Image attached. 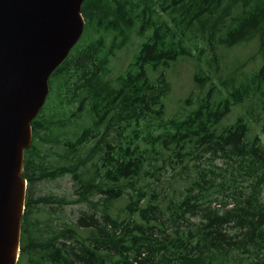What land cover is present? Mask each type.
I'll use <instances>...</instances> for the list:
<instances>
[{
  "label": "trees",
  "instance_id": "1",
  "mask_svg": "<svg viewBox=\"0 0 264 264\" xmlns=\"http://www.w3.org/2000/svg\"><path fill=\"white\" fill-rule=\"evenodd\" d=\"M156 9L167 14L173 11L172 21L183 28L181 34L170 31ZM82 13L85 30L102 31L112 43L107 47L103 38L96 39L79 50L82 37L53 73L50 94L58 88L57 102L62 98L76 102L78 110L74 112L87 111L95 122L90 130L83 128L72 138L64 136L53 141V145L65 147V154L57 165L50 166L39 164L41 124L37 119L33 121L36 139L26 151L24 177L29 181L30 193L22 221L19 264H264V144L258 134L253 135L250 120L260 119L264 110V61L250 75L221 80L222 91L210 77L197 74L200 87L210 83L208 90L197 98L191 112L162 124L159 121L164 117L167 85H156L159 79L153 82L149 75L151 70L169 67L178 57L191 55V48L183 43L184 30L194 27L199 28L200 36L219 35L213 49L232 48L257 39L264 50V0H160L154 9L144 0H85ZM133 33L143 40L133 65L112 74L110 58L131 43ZM178 38L180 42L174 41ZM216 58L219 60L217 55ZM56 83L61 85L56 87ZM246 103L251 110L248 116L222 127L233 107ZM53 111L54 107L50 113ZM110 128L115 130V136L108 141ZM98 129L104 130L88 157L72 156L90 135L98 136ZM169 152L183 162L172 176L174 184L194 190V195L188 191L181 201L135 185V181L153 175L155 170L159 172V161L167 160ZM217 152L227 158L219 159L214 168L202 172L190 168L197 156ZM101 162L107 165V179L117 185L115 190H108V202L130 195L125 208L129 218L134 216L130 224L121 230L127 224L117 218L111 223L114 229L108 232L99 226L96 231L98 221L82 213L76 219L65 218L60 231L59 218L48 208L53 203H67L68 199L35 195L32 185L36 178L28 169L54 182L69 179V173L78 178L80 169ZM237 164L246 171L250 189L236 185L242 175ZM229 174L231 181L220 179ZM92 176L89 174L86 183L79 185L80 201L88 200L93 193L106 194ZM162 179L168 181L167 176ZM130 180L133 183L123 184ZM214 186L219 187L217 195L201 204L196 194ZM231 202L235 206L227 209ZM198 213L205 219L200 217L198 223H192ZM184 214L189 216L183 218L188 227L174 226ZM170 223L173 226H168ZM228 226L240 230L236 239L227 233ZM61 238L63 241H59ZM240 252L263 255L258 261L245 262L237 260Z\"/></svg>",
  "mask_w": 264,
  "mask_h": 264
},
{
  "label": "rangeland",
  "instance_id": "2",
  "mask_svg": "<svg viewBox=\"0 0 264 264\" xmlns=\"http://www.w3.org/2000/svg\"><path fill=\"white\" fill-rule=\"evenodd\" d=\"M144 1L153 9L157 8V4L160 2V0ZM156 12L160 20L167 24L170 31H173L175 34L176 32L181 34L183 28L172 21V15L174 14L173 11L167 14L156 9ZM235 23L236 19L233 21L232 26L235 25ZM198 30L199 28L197 27H194L191 30H184L186 37L183 40V43L191 48L190 56L187 54L185 57H178L169 67L156 71L151 70L149 74L153 82H156L159 79V81L156 82V85H167L166 95L163 98L166 105L164 107V117L161 121H159L161 124L165 123L171 117H183L188 112H191V110L195 107L194 104L196 103L197 98L208 90L210 83L207 82L202 85L204 88L200 87L201 82H198L195 78L197 74L201 77H205V79L210 77L218 86V89L222 91L220 85L221 80H226L233 76L242 77L244 75H250L254 71L258 70L264 61V50L261 51V45L257 39L249 42H243L232 48L216 46L213 49L215 39L219 35L214 38H211L208 34L200 36ZM82 37L83 39L78 45L79 50L84 48L86 43L96 39L99 41L103 38L107 47H110L112 43L110 36L102 31H96L94 28L85 30L84 27ZM174 41L180 42L179 38ZM142 42V38L133 33L131 43L128 46H124L120 50L115 51V57L110 58L109 62L112 74H120L133 65V57ZM216 55L219 60L216 58ZM214 58H216V61ZM73 71H75V68ZM160 80L163 82H160ZM57 85L61 84L56 83V87ZM57 92L58 88H56L52 94H49V101L46 104L43 116L41 115L42 117L40 116L38 118V123L41 124V131L39 132L37 142L38 153L41 155V157L38 158L39 162H41L39 163L40 165L48 164L50 166H55L58 164V161H61V156L65 154V147L63 145L55 146L52 144L53 141L56 139L61 140L64 136L72 138L76 133H80L83 128H88L90 130L95 122L92 115L87 111L84 112L81 110L79 113L74 112L78 110V104L76 102H71L66 98H62L60 102H57ZM199 101L200 100H198V103L200 104ZM73 103H76V105H73ZM249 105V103H246L244 105L234 106L229 116L224 120L222 127L233 124L242 116H248V113L251 111ZM53 107L54 111L50 113ZM261 113L262 115L260 116V119L257 117H250V120L253 135L258 134L264 144V110ZM155 125H157V123ZM103 130L104 129H98L96 131L98 136H93L95 133L90 135L85 144L82 143L77 146L79 152L71 155L79 159L88 157L90 150L99 140L100 134ZM110 130L111 135L108 136V141H111L115 136V130L113 128H110ZM128 136L130 139V134ZM254 139L255 138H252V140ZM73 145H76V142L71 144L69 149H72ZM167 156V160L159 161V172L155 170L153 175H147L145 178L135 181V185L149 190L155 189V191L162 194V196L167 198L169 197L175 201H181L188 191L194 195L193 189L179 187L174 184V178H172V176H174L176 170L182 167L183 162H181V157H177L174 152H169V155ZM197 157L199 158L194 159L190 164V168L196 172H202L203 170L211 167L214 168L219 159L227 158L222 154V152H217L216 154H203ZM233 160L237 159L234 158ZM219 163L222 164V162ZM105 167H107V165H102L101 162L100 164L80 169L77 174L78 178H76L74 174L69 173V179L66 177L65 179L54 180V182L44 180L43 174L40 172L35 173L31 167L28 169V173L36 178L34 179L35 182L32 185V191L35 195L42 197H45V195H53L68 199L67 203H53L52 206H49L48 208L50 214H56V217L59 218L58 222H60L61 225L65 218L76 219L78 216L82 215V213H85V217L93 215V221H98V224H95L96 231H99V226L101 229H105L108 232L111 229H114L111 223L117 218L126 221L127 224L119 229H126V226L130 224L132 218L134 217L131 215L129 218L128 213L125 211L126 205L130 201V195H121L119 199H113L111 203L108 202V197L110 195L108 190H115L117 185L115 182L107 179V172L104 169ZM238 168L240 169V174L242 173V175L236 181V185L250 189L251 181H247L246 171L241 169L239 165ZM89 174H93L92 178L96 179L94 183L101 184L103 192H106V194H101L99 192L93 193L92 195H89L88 200L80 201L82 196L79 193V185L86 183L87 176ZM163 176H167L168 181H163ZM231 177L232 175L229 174L227 176H221L220 179L224 178L231 181ZM126 183L133 182L131 180L130 182H123V184ZM218 191L219 187L214 186L205 193L196 195H199L198 198L200 199L201 204H203L214 198ZM234 206V202H231V205L227 209ZM39 212L42 213L43 209ZM44 216L50 217L49 215ZM197 216L199 217L191 219L192 223H198L200 221V217L205 219L204 214L202 213H198ZM187 217H189L188 214H184V217L178 219L174 226L183 224L184 226L182 228H187L188 224L183 222ZM63 225L60 231H63ZM168 226L173 225L170 223ZM227 228V233L232 235L233 238H235L237 233L240 231L238 228H234V226H228ZM59 234L60 232L58 235ZM59 241H63V238ZM67 244L71 246L69 241H67ZM238 255L237 260L251 262L258 261L259 258L262 259L263 253L260 252L259 255H257V253L252 252H240Z\"/></svg>",
  "mask_w": 264,
  "mask_h": 264
},
{
  "label": "water",
  "instance_id": "3",
  "mask_svg": "<svg viewBox=\"0 0 264 264\" xmlns=\"http://www.w3.org/2000/svg\"><path fill=\"white\" fill-rule=\"evenodd\" d=\"M83 2L0 0V264H18L31 124L83 34Z\"/></svg>",
  "mask_w": 264,
  "mask_h": 264
}]
</instances>
